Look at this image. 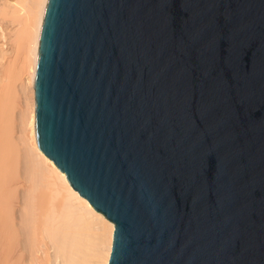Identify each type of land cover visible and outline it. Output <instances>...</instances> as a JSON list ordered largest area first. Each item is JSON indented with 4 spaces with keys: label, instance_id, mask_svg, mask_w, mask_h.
<instances>
[{
    "label": "water",
    "instance_id": "95a60500",
    "mask_svg": "<svg viewBox=\"0 0 264 264\" xmlns=\"http://www.w3.org/2000/svg\"><path fill=\"white\" fill-rule=\"evenodd\" d=\"M34 89L109 264H264V0H48Z\"/></svg>",
    "mask_w": 264,
    "mask_h": 264
},
{
    "label": "bare ground",
    "instance_id": "6f19581e",
    "mask_svg": "<svg viewBox=\"0 0 264 264\" xmlns=\"http://www.w3.org/2000/svg\"><path fill=\"white\" fill-rule=\"evenodd\" d=\"M47 4L0 0V264H109L114 224L37 144L34 81Z\"/></svg>",
    "mask_w": 264,
    "mask_h": 264
},
{
    "label": "rangeland",
    "instance_id": "374dc122",
    "mask_svg": "<svg viewBox=\"0 0 264 264\" xmlns=\"http://www.w3.org/2000/svg\"><path fill=\"white\" fill-rule=\"evenodd\" d=\"M24 76V75H23ZM26 92V91H25ZM24 92V93H25ZM28 94L29 92L27 91L25 94L23 93H20L17 97V100H16V109H15V116L17 115V121H15V123L17 124V126H15V132H20L21 130V121H20V116L22 115V113L25 114V112L27 113L28 112V109H29V99L28 98ZM27 95V98L26 96ZM28 101V102H27ZM15 124V125H16ZM27 134V132H26ZM100 242V241H98Z\"/></svg>",
    "mask_w": 264,
    "mask_h": 264
}]
</instances>
